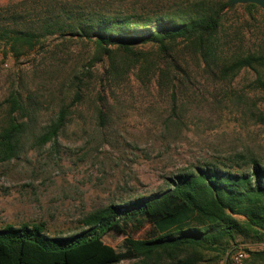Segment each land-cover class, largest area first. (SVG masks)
<instances>
[{"label": "rangeland", "instance_id": "1", "mask_svg": "<svg viewBox=\"0 0 264 264\" xmlns=\"http://www.w3.org/2000/svg\"><path fill=\"white\" fill-rule=\"evenodd\" d=\"M67 1L97 5V0H0V131L9 121L12 93L26 107L14 115L29 123L19 154L0 160V229L41 224L51 237L71 236L87 229L89 213L165 192L186 171L213 164L247 170L253 159L264 165V89L256 81L259 75L264 79V66L223 73L238 57L262 53L263 8L238 4L224 11L215 64L199 66L190 41L178 40L169 50L180 69L158 59L148 69L145 63L160 52L156 44L138 46L137 56H110L93 40L43 32L50 13ZM190 1L101 5L115 13L154 14L174 13ZM21 32H36L33 44L15 43ZM63 108L65 126L42 145L38 136ZM148 228L130 233L144 238ZM128 236L113 228L103 238L125 251ZM263 242L264 237L237 234L211 247L187 246L174 256L159 252L116 264H178L190 258L195 264H227L235 247L264 252L257 250Z\"/></svg>", "mask_w": 264, "mask_h": 264}, {"label": "trees", "instance_id": "2", "mask_svg": "<svg viewBox=\"0 0 264 264\" xmlns=\"http://www.w3.org/2000/svg\"><path fill=\"white\" fill-rule=\"evenodd\" d=\"M101 1L97 0L98 6H73L68 1L58 5L48 16L43 32L60 31L93 40L110 56L117 52L137 56L138 46L156 44L160 52L145 63L148 69L155 59L169 68L175 65L180 69L169 48L178 40H187L197 64L211 66L218 60L224 11L235 8L229 5V0H191L174 13L127 14L108 10ZM245 5L263 10L254 3ZM36 36V32H21L15 43L31 45ZM257 66H264V48L261 54L250 53L223 66V73L235 75L245 67L257 70ZM256 81L264 89L260 75ZM9 102L12 108L9 121L0 131V160L19 154L29 126L14 115L26 109L20 96L12 93ZM67 115L68 110L61 109L57 119L38 136L42 145L58 136ZM238 166L234 169L226 164L223 167L213 164L186 171L177 175L165 192L89 213L83 221L87 229L71 236L51 237L41 224L7 225L0 229V264H116L133 257L149 259L159 252L174 256L176 250L187 246L211 247L220 238L235 239L237 234L264 237V165L253 159L247 170ZM145 225H149L146 236L134 238L131 229ZM113 228L128 231L125 251L105 242L104 234ZM195 263L191 258L178 261V264ZM249 263L263 264L264 252L253 253Z\"/></svg>", "mask_w": 264, "mask_h": 264}, {"label": "built area", "instance_id": "3", "mask_svg": "<svg viewBox=\"0 0 264 264\" xmlns=\"http://www.w3.org/2000/svg\"><path fill=\"white\" fill-rule=\"evenodd\" d=\"M258 251H264V242L257 247ZM254 250L250 247L239 245L235 247L228 259L227 264H250L249 259L253 254Z\"/></svg>", "mask_w": 264, "mask_h": 264}, {"label": "water", "instance_id": "4", "mask_svg": "<svg viewBox=\"0 0 264 264\" xmlns=\"http://www.w3.org/2000/svg\"><path fill=\"white\" fill-rule=\"evenodd\" d=\"M247 3H254L264 9V0H229V5L231 7L237 4H247Z\"/></svg>", "mask_w": 264, "mask_h": 264}]
</instances>
